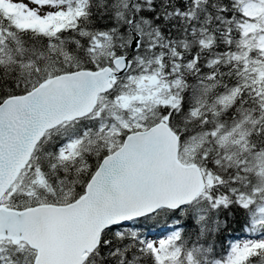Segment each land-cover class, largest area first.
Segmentation results:
<instances>
[{"label": "snow or ice", "instance_id": "6c2138e0", "mask_svg": "<svg viewBox=\"0 0 264 264\" xmlns=\"http://www.w3.org/2000/svg\"><path fill=\"white\" fill-rule=\"evenodd\" d=\"M0 264H264V0H0Z\"/></svg>", "mask_w": 264, "mask_h": 264}]
</instances>
